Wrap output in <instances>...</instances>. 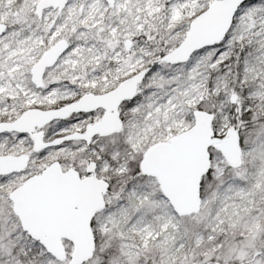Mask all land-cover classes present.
<instances>
[{
	"label": "snow or ice",
	"instance_id": "snow-or-ice-1",
	"mask_svg": "<svg viewBox=\"0 0 264 264\" xmlns=\"http://www.w3.org/2000/svg\"><path fill=\"white\" fill-rule=\"evenodd\" d=\"M0 264H264V0H0Z\"/></svg>",
	"mask_w": 264,
	"mask_h": 264
}]
</instances>
